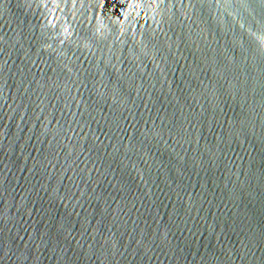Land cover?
Returning a JSON list of instances; mask_svg holds the SVG:
<instances>
[{
    "label": "water",
    "instance_id": "95a60500",
    "mask_svg": "<svg viewBox=\"0 0 264 264\" xmlns=\"http://www.w3.org/2000/svg\"><path fill=\"white\" fill-rule=\"evenodd\" d=\"M0 264H264V0H0Z\"/></svg>",
    "mask_w": 264,
    "mask_h": 264
}]
</instances>
